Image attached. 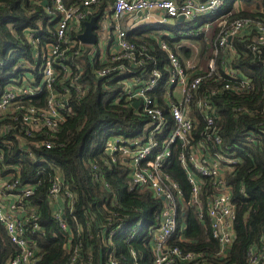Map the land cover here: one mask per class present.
<instances>
[{
	"label": "built area",
	"instance_id": "1",
	"mask_svg": "<svg viewBox=\"0 0 264 264\" xmlns=\"http://www.w3.org/2000/svg\"><path fill=\"white\" fill-rule=\"evenodd\" d=\"M30 1L40 4L53 22L54 39L43 40V21L24 30L33 56L43 60L41 80L27 71L21 78H12L0 95V137H14L19 150L40 164L32 177L25 178L27 172L19 162H7L10 146L0 145V228L15 246L3 264H41L43 252L36 236L47 230L38 202L42 198L37 195L46 183L43 173L47 167L52 174L45 200L51 215L69 232L65 247L73 252V262L84 253L81 234L77 232L74 245L75 231L65 219L78 195L60 167L38 151L61 147L58 134L72 112L71 87L81 98L93 86L80 80L86 63L96 77H103L104 89L117 87L111 104L126 106L140 118L133 131L109 134L103 150L111 164L128 169L127 189H149L163 202L154 222L142 218L122 221L111 229V235L125 234L130 244L151 223L153 264H231L228 258L236 238L238 205L229 176L236 174L241 157L237 144L225 143L222 101L231 98L239 103L241 96L254 91V79L235 65L241 56L236 40L249 38L250 51L262 52L264 17L228 22L229 2L234 1L235 10L240 11L236 3L242 4L241 0H80L71 6L64 0ZM103 3L104 9L99 10ZM93 19L96 42L83 41L80 35ZM181 23L198 25L184 31L178 27ZM134 33L153 43L137 45L130 39ZM202 33L206 51L198 40ZM177 36L181 39L174 41ZM167 38L174 41L173 46ZM155 46L166 54L163 60L150 52ZM59 68L71 81L62 84L65 93L55 86ZM43 95L46 105H36ZM233 110L236 118L253 111L240 104ZM249 132L247 140L253 141L254 130ZM176 151L190 184L189 197L164 170ZM93 171L97 172L96 166ZM187 209H194L210 238L218 243L217 249L207 245L188 250L177 243L187 240L183 214ZM132 255L135 260L134 250ZM246 256L247 264H264V236L248 247ZM109 257L111 264L118 263L114 255Z\"/></svg>",
	"mask_w": 264,
	"mask_h": 264
},
{
	"label": "trees",
	"instance_id": "2",
	"mask_svg": "<svg viewBox=\"0 0 264 264\" xmlns=\"http://www.w3.org/2000/svg\"><path fill=\"white\" fill-rule=\"evenodd\" d=\"M64 1L67 6H71L80 0ZM233 2L228 4L227 12H231L227 17L228 22L241 17H264V0H241L240 11L235 10ZM104 7L105 3L100 5L99 10ZM48 18L44 8L30 0H0V95L12 78H21L27 71H31L40 82L43 60L41 56H33L24 30L36 27L43 21V40H53V22ZM198 37L206 51L205 34ZM130 39L139 46L143 42L153 43L151 38L139 33L132 34ZM180 39L177 36L174 41ZM167 40L173 46L174 41L169 38ZM249 43V38L236 40L241 56L235 65L254 79L255 89L250 95L241 96L239 103L231 98L222 101L225 143L237 144L241 157V162L235 168L236 174L229 176L234 185V201L238 205L236 238L228 258V263L231 264H247L248 247L254 242H260L264 236V49L254 53L250 51ZM150 52L162 60L166 57L157 46ZM84 68L80 80L92 82L93 86L81 98L77 96L75 88L71 87L69 105L72 112L62 123L61 132L58 134L61 147L59 150L38 151V154L47 156L60 167L68 185L78 195L72 213L67 209L65 219L75 231L74 245L77 242V232L81 234L84 253L78 261L73 262V252L65 247L69 232L60 228L51 215L45 200L52 174L47 167L43 173L46 183L41 186L37 195L42 198L38 202H41L42 222L47 230L45 235L36 236L43 252L41 264H111V255L117 259V264H136V261L138 264H153L154 256L150 247L152 232L148 230L163 202L154 198L149 189H127L128 169L123 164H111L110 157L103 150L109 134L133 131L140 118L134 116L126 106L112 105L110 99L116 94L117 87L110 86L111 91L104 89L103 77H96L88 63ZM71 70L77 72L76 68ZM57 75L55 86L58 91L65 93L62 84L70 83V78H66L67 75L61 68L57 69ZM34 103L45 106V95ZM237 104L252 108V113L239 114L236 118L233 108ZM249 130H254L253 141L247 140ZM6 144L12 151L6 153L7 162H19L22 170L27 172L25 178L32 177L40 164L27 153L20 151L17 141L11 135L0 137V145ZM176 154L177 151L164 170L179 181L184 194L189 197L190 184ZM94 166L97 167L96 173L93 171ZM241 187H244V191H241ZM183 214L188 223L187 240H178L177 243L188 250H200L207 245L217 249L218 243L210 238L205 224L197 217L194 209H187ZM136 218L149 220L151 223L142 230L138 239L130 242L132 246L125 241V234L111 235V229L116 228L118 223ZM128 235L127 233L126 236ZM0 247V264H3L15 252V246L1 228ZM131 249L137 253L135 260Z\"/></svg>",
	"mask_w": 264,
	"mask_h": 264
},
{
	"label": "water",
	"instance_id": "3",
	"mask_svg": "<svg viewBox=\"0 0 264 264\" xmlns=\"http://www.w3.org/2000/svg\"><path fill=\"white\" fill-rule=\"evenodd\" d=\"M45 3H47V1H44ZM180 21L183 20V18L181 17L179 19ZM96 19H93L89 22L86 23V29L85 31L80 35V38L83 41L86 42H96V35L93 32V29L96 27Z\"/></svg>",
	"mask_w": 264,
	"mask_h": 264
},
{
	"label": "rangeland",
	"instance_id": "4",
	"mask_svg": "<svg viewBox=\"0 0 264 264\" xmlns=\"http://www.w3.org/2000/svg\"><path fill=\"white\" fill-rule=\"evenodd\" d=\"M196 25H198V24H196V23H192V24H190V25H188V24H186V23H181L180 25H178V27L179 28H181L182 30H184V31H187L191 26H196ZM173 29V28H172ZM194 31H196V29H194ZM1 248V247H0Z\"/></svg>",
	"mask_w": 264,
	"mask_h": 264
},
{
	"label": "crops",
	"instance_id": "5",
	"mask_svg": "<svg viewBox=\"0 0 264 264\" xmlns=\"http://www.w3.org/2000/svg\"><path fill=\"white\" fill-rule=\"evenodd\" d=\"M236 5L239 6V8L242 7V4L240 2H237Z\"/></svg>",
	"mask_w": 264,
	"mask_h": 264
}]
</instances>
